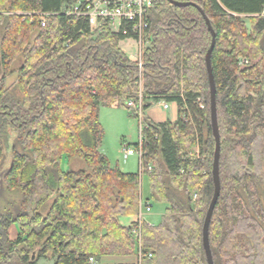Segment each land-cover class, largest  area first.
Listing matches in <instances>:
<instances>
[{
    "label": "trees",
    "instance_id": "trees-1",
    "mask_svg": "<svg viewBox=\"0 0 264 264\" xmlns=\"http://www.w3.org/2000/svg\"><path fill=\"white\" fill-rule=\"evenodd\" d=\"M73 1L0 0V264H92L102 255L136 253L140 264H208L202 227L214 189L215 142L205 54L212 35L197 6L216 35L220 194L208 230L213 262L264 264V0H176L197 5L183 7L153 0L140 68L119 47L134 38L129 24L92 28L61 11ZM33 11L43 14V26L39 15L21 14ZM241 55L258 60L243 67ZM13 72L17 94L6 83ZM139 90L145 108L159 99L178 106L173 122L145 117L148 199L166 207L157 224L141 222L140 238L132 233L137 222L125 226L119 218L138 214L141 175L110 166L100 151L98 118L100 106L117 105L135 116L125 102ZM74 157L87 168L64 170L63 160Z\"/></svg>",
    "mask_w": 264,
    "mask_h": 264
},
{
    "label": "rangeland",
    "instance_id": "rangeland-1",
    "mask_svg": "<svg viewBox=\"0 0 264 264\" xmlns=\"http://www.w3.org/2000/svg\"><path fill=\"white\" fill-rule=\"evenodd\" d=\"M17 12V11H16ZM9 13V12H4ZM264 15V11L262 12ZM244 23L247 25L249 29V20L247 15H241ZM35 34L32 35V37ZM2 37V28L0 27V41ZM119 47L125 52V54L129 57L131 55L136 54V43L133 38H127L119 43ZM242 58H246L248 63L240 64V66L247 67L250 66L252 62H256L258 59H251L246 56H239V61ZM132 60V59H131ZM134 61V60H133ZM23 62L22 56H19L16 61L12 65V69L15 71ZM139 68L141 65H139ZM251 72L248 71L247 74ZM1 76V71H0ZM17 74L13 72L7 78V87L11 93L17 94V88L15 86ZM140 85V84H139ZM199 106H203L200 100H197ZM155 104V103H154ZM145 109V107H144ZM170 112V111H169ZM146 114V109L145 112ZM98 118L100 124L103 129V138L100 144V149L107 157L108 162L111 167L117 166L122 172L125 173H136L138 172V157L135 151L128 156L126 160L123 159V141L128 142L129 148L134 150L135 144L138 141V121L135 116H131V111L127 109L123 105L117 106H100L98 111ZM5 148L9 146L7 137L4 138ZM9 164V156L6 154L3 168H6ZM62 168L64 170H76L80 168H87L84 161L81 158L74 157L72 159H64L62 162ZM140 194L142 198V202L144 203L146 199L149 197V183L148 178L145 174L142 175L140 179ZM150 206V210L146 211L143 208V219H147V221L157 224L161 216L165 212L166 203L163 201H157L153 199H148ZM52 203V199H49L41 208V213L45 214ZM123 216H120L119 219H122ZM146 222V221H145ZM17 232V230H16ZM11 237L14 236V231H11ZM53 260L50 258H41L34 264H52Z\"/></svg>",
    "mask_w": 264,
    "mask_h": 264
},
{
    "label": "built area",
    "instance_id": "built-area-1",
    "mask_svg": "<svg viewBox=\"0 0 264 264\" xmlns=\"http://www.w3.org/2000/svg\"><path fill=\"white\" fill-rule=\"evenodd\" d=\"M153 0H74L62 9V12L66 15H73L77 17H83L87 20L88 24L92 28H98L107 26L112 31H119L123 23H128L131 31L134 33V40L136 43V54L133 55L134 61L141 65V57L145 48L149 45L148 35V13L153 7ZM21 14L32 16L34 14L39 15V21L41 25H44V16L38 12H23ZM131 59V58H130ZM240 64L248 63L246 58H242L239 61ZM138 98L136 100L129 99L125 102L126 106L131 108L138 121V141L135 144L134 150L126 147L123 149V159L125 160L132 151H135L138 157V171L143 175L142 169V142H143V130L146 126L145 121V109L143 107L142 93L138 91ZM163 100H160L161 102ZM163 107H167V102L162 103ZM152 169L148 166V170ZM195 194L193 198L195 199ZM150 204L148 201L142 202V198L139 202V211L137 214V225L132 228V233L136 237L140 238V225L143 221V208L146 211L150 210ZM140 257V253L138 254ZM150 256V254H149Z\"/></svg>",
    "mask_w": 264,
    "mask_h": 264
},
{
    "label": "water",
    "instance_id": "water-1",
    "mask_svg": "<svg viewBox=\"0 0 264 264\" xmlns=\"http://www.w3.org/2000/svg\"><path fill=\"white\" fill-rule=\"evenodd\" d=\"M171 4L179 7L188 6V5H195L193 2L188 1H176V0H168ZM200 10L201 14L203 15L205 22L207 24V27L209 31L211 32L212 39L210 46L205 54V65H206V71H207V77H208V83H209V107H210V123H211V129L212 134L214 138V152H213V158H212V169H211V175H212V181L214 185L213 189V195L210 200V203L208 205L205 218L203 221V227H202V244L205 251V256L207 259L208 264H214L213 258H212V252L210 249L209 244V224L212 217L213 210L215 208V205L217 203L219 194H220V176H219V159H220V133H219V127H218V121H217V107H216V85L214 80V75L212 71L211 66V53L215 45V32L210 24L209 18L206 16L204 11L197 6ZM150 102L147 103L149 105ZM5 145L6 142H5Z\"/></svg>",
    "mask_w": 264,
    "mask_h": 264
},
{
    "label": "crops",
    "instance_id": "crops-1",
    "mask_svg": "<svg viewBox=\"0 0 264 264\" xmlns=\"http://www.w3.org/2000/svg\"><path fill=\"white\" fill-rule=\"evenodd\" d=\"M129 58L134 59L133 55L129 56ZM160 100H163V101L159 102ZM149 102H150V104L146 108V114H145L146 118H148L149 120H151L155 123H160V122H165V121L173 122L176 120L177 114H178V106L174 101L169 102V101H166L164 99H159V100H151ZM164 102H167V107L162 106V103H164ZM126 147H129V144H128V142L123 141L122 149H124ZM100 151H101V149H100ZM146 201H149V200L146 199ZM137 218H138L137 215L123 216L122 219H119V221L121 224H123L125 226H130V225H132V223L137 221ZM142 219H143V217H142ZM143 221L144 222L146 221V223H148L150 225H154L153 223L147 221V219H145V218L143 219ZM12 230L14 231V236L11 237V235H10V237L14 238L16 236V233H17L16 232L17 226L12 225L9 229V234H11ZM92 264H140V261H139V256L137 253L132 254V255H102L99 258L93 260Z\"/></svg>",
    "mask_w": 264,
    "mask_h": 264
},
{
    "label": "bare ground",
    "instance_id": "bare-ground-1",
    "mask_svg": "<svg viewBox=\"0 0 264 264\" xmlns=\"http://www.w3.org/2000/svg\"><path fill=\"white\" fill-rule=\"evenodd\" d=\"M61 11H62V10H61ZM137 98H138V95H137ZM137 98H136V99H137ZM136 99H134V100H136Z\"/></svg>",
    "mask_w": 264,
    "mask_h": 264
}]
</instances>
